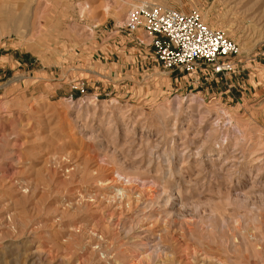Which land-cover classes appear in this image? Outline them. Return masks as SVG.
Masks as SVG:
<instances>
[{
    "label": "rangeland",
    "instance_id": "obj_1",
    "mask_svg": "<svg viewBox=\"0 0 264 264\" xmlns=\"http://www.w3.org/2000/svg\"><path fill=\"white\" fill-rule=\"evenodd\" d=\"M151 1L236 71H165L120 29L140 0H0V264H264V0Z\"/></svg>",
    "mask_w": 264,
    "mask_h": 264
},
{
    "label": "built area",
    "instance_id": "obj_2",
    "mask_svg": "<svg viewBox=\"0 0 264 264\" xmlns=\"http://www.w3.org/2000/svg\"><path fill=\"white\" fill-rule=\"evenodd\" d=\"M120 29L136 45L150 47L165 71L196 81L226 78L236 71L235 59L241 54L239 45L224 30L208 25L199 12L166 8L151 0H140L130 9ZM69 86L72 98L88 90L85 79H73Z\"/></svg>",
    "mask_w": 264,
    "mask_h": 264
},
{
    "label": "crops",
    "instance_id": "obj_3",
    "mask_svg": "<svg viewBox=\"0 0 264 264\" xmlns=\"http://www.w3.org/2000/svg\"><path fill=\"white\" fill-rule=\"evenodd\" d=\"M117 40H119V39H117ZM124 62H125V59H124V56L122 55V57H121V64H119V63H116V62H114L113 64H114V66H116V67H110V68H113L112 70H111V75L112 76H116V75H118V76H120L121 74H124L123 73V70H124ZM68 79H70V77H68ZM77 79H84V78H79V77H77ZM61 80V79H60ZM86 80V79H85ZM61 81H63V80H61ZM69 81V80H68ZM122 80H120L119 82H121Z\"/></svg>",
    "mask_w": 264,
    "mask_h": 264
},
{
    "label": "bare ground",
    "instance_id": "obj_4",
    "mask_svg": "<svg viewBox=\"0 0 264 264\" xmlns=\"http://www.w3.org/2000/svg\"><path fill=\"white\" fill-rule=\"evenodd\" d=\"M135 6H136V4H135L133 7H135ZM17 28L21 29L20 27H17ZM19 29H18V30H19Z\"/></svg>",
    "mask_w": 264,
    "mask_h": 264
}]
</instances>
